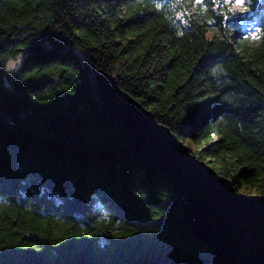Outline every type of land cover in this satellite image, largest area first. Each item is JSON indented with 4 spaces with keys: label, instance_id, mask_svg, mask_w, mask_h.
Segmentation results:
<instances>
[{
    "label": "trees",
    "instance_id": "trees-1",
    "mask_svg": "<svg viewBox=\"0 0 264 264\" xmlns=\"http://www.w3.org/2000/svg\"><path fill=\"white\" fill-rule=\"evenodd\" d=\"M245 6L0 0V264H215L162 170L116 152L89 74H112L236 192L264 196V0ZM60 111L72 132L56 140Z\"/></svg>",
    "mask_w": 264,
    "mask_h": 264
},
{
    "label": "water",
    "instance_id": "water-1",
    "mask_svg": "<svg viewBox=\"0 0 264 264\" xmlns=\"http://www.w3.org/2000/svg\"><path fill=\"white\" fill-rule=\"evenodd\" d=\"M90 79L96 104L124 140L116 152L143 157L162 170L179 196L186 229L211 248L214 263L264 264V196L236 192L227 178L196 158L150 110L122 90L112 74L94 70ZM48 123L56 140L72 132V118L62 111Z\"/></svg>",
    "mask_w": 264,
    "mask_h": 264
},
{
    "label": "rangeland",
    "instance_id": "rangeland-1",
    "mask_svg": "<svg viewBox=\"0 0 264 264\" xmlns=\"http://www.w3.org/2000/svg\"><path fill=\"white\" fill-rule=\"evenodd\" d=\"M232 4H233V7H235L238 10H244L245 7H246L245 4L243 5V7L236 6L235 5V0H232ZM258 25H259V23L253 22L251 25H249L247 28H245L243 30V32L246 33V32H248V30H257L259 28ZM20 61L21 60L18 57L15 58V59H12V60L9 61V66L10 67H15V66L19 65ZM89 77H90V74H89ZM94 97H96V96L94 95Z\"/></svg>",
    "mask_w": 264,
    "mask_h": 264
},
{
    "label": "snow or ice",
    "instance_id": "snow-or-ice-1",
    "mask_svg": "<svg viewBox=\"0 0 264 264\" xmlns=\"http://www.w3.org/2000/svg\"><path fill=\"white\" fill-rule=\"evenodd\" d=\"M226 2H232V0H226ZM244 4H245V0H235V5L238 7H243Z\"/></svg>",
    "mask_w": 264,
    "mask_h": 264
},
{
    "label": "bare ground",
    "instance_id": "bare-ground-1",
    "mask_svg": "<svg viewBox=\"0 0 264 264\" xmlns=\"http://www.w3.org/2000/svg\"><path fill=\"white\" fill-rule=\"evenodd\" d=\"M91 80V79H90Z\"/></svg>",
    "mask_w": 264,
    "mask_h": 264
}]
</instances>
